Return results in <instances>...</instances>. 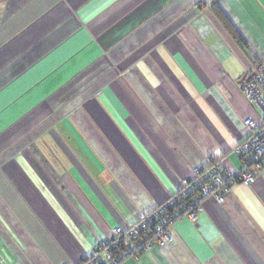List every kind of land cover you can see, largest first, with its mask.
Wrapping results in <instances>:
<instances>
[{"label":"crops","instance_id":"1","mask_svg":"<svg viewBox=\"0 0 264 264\" xmlns=\"http://www.w3.org/2000/svg\"><path fill=\"white\" fill-rule=\"evenodd\" d=\"M0 0V257L80 264L175 194L196 165L227 173L242 91L264 63V0ZM175 223L172 246L122 264H264V169Z\"/></svg>","mask_w":264,"mask_h":264},{"label":"built area","instance_id":"2","mask_svg":"<svg viewBox=\"0 0 264 264\" xmlns=\"http://www.w3.org/2000/svg\"><path fill=\"white\" fill-rule=\"evenodd\" d=\"M197 6L205 0H194ZM242 91L260 111V120L245 122L246 138L234 149L241 168L227 173L221 160L210 165H196L193 175L182 180L181 187L168 199L129 226L117 225L112 236L100 240L91 254L80 264H122L129 258L139 259L155 246H172L174 225L182 219L198 222L202 202L214 198L222 203L230 184H253L264 169V63L254 60L250 72L242 79ZM0 264H8L0 257Z\"/></svg>","mask_w":264,"mask_h":264},{"label":"trees","instance_id":"3","mask_svg":"<svg viewBox=\"0 0 264 264\" xmlns=\"http://www.w3.org/2000/svg\"><path fill=\"white\" fill-rule=\"evenodd\" d=\"M212 8L216 17L222 23L228 33L234 39L239 40L241 38L240 34L238 33L234 25L230 22V20L227 18V16L224 14L223 10L219 7L218 0H213Z\"/></svg>","mask_w":264,"mask_h":264}]
</instances>
